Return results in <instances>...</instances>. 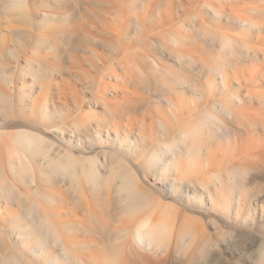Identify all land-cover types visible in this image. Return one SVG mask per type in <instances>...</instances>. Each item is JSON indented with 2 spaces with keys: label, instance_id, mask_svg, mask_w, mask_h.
Returning <instances> with one entry per match:
<instances>
[{
  "label": "bare ground",
  "instance_id": "1",
  "mask_svg": "<svg viewBox=\"0 0 264 264\" xmlns=\"http://www.w3.org/2000/svg\"><path fill=\"white\" fill-rule=\"evenodd\" d=\"M186 1L194 6L193 14L199 26H204L203 23L208 17H206V14H210L215 20L220 17L228 20L234 29L238 27L234 21L238 22L243 26L244 34L231 35L228 33L229 28L227 26H220L216 23L217 32H213L210 39L194 35L187 26H185V35L180 34V31L175 28V24L172 23L174 19L172 14L179 7L185 6V0H0V20L3 19L0 21V80L5 81L8 86L11 83L12 87L13 82L10 81L13 77L10 78L12 74L10 75L9 71L11 73L15 72L12 70H15L13 66L17 64L16 67H23L22 71L25 70L27 77H29V74L32 75V84L35 83L34 81H38L39 98L42 100L40 103L37 102L38 100H32L28 105V111L33 114L40 106L38 107L40 113L46 114V110L48 112L49 109H52L50 104L55 105L51 101L56 94L59 102L66 106L65 109L71 117L69 111L72 107H82L80 103L82 101L76 92L82 90V87L77 90V85L83 86V83H93L95 90L100 91L95 101H100L101 104L106 101L110 110V114L104 117L78 114L76 117L69 118L66 122H64V119L68 117L67 114L58 113L60 122L57 124L50 121L49 117H41L39 123L41 122L44 125L42 130L36 126L35 122L29 120L27 128H24L25 130L20 126L22 131L13 134L11 138L13 146L9 147V150L12 155L24 159V169L32 172L31 163L35 164L39 160L40 162L37 161V163L47 165L44 167L48 171L44 172L50 174L49 166H51V171L58 173V176H61L63 181L65 180L69 184H67L68 187L70 185V188L75 187V189L73 188L75 192L79 193V190L83 188L79 195L71 197L76 202H81L79 203L80 206H82V198H85L84 190L89 189V186L97 189L102 187V190H99L107 192L109 188H105L103 184L110 181L114 182L113 185L116 191L121 193V197L123 196L122 210L126 213L132 212L133 216L139 214V217H136L133 229L130 231L135 243L142 242L139 245L137 244L138 248H142L143 243H145L147 248L152 244L154 248L155 244V247L159 250L158 247L163 244L162 239L172 232L171 229L176 217L175 212L165 209L160 203L155 202L153 190H149L145 187V184H142L144 183L143 174H148L150 168H156L159 173L164 175L172 188L173 194L177 193L181 186L179 183L184 180L188 184L193 183L197 190L205 189L210 200L209 212L214 216L223 213L221 218L218 219L222 222V227L231 228V226H235L230 224L225 217L226 214L231 215L232 213L235 214V224H247L252 217L250 214L257 209L254 204H258L261 208L259 222L253 220L252 225L248 226L249 229L247 228V230H249L248 234L251 242L252 239H255V243H257V251L253 254V258L256 259L258 264H264V90H260V94L252 90L250 96H246L238 102L239 104L240 102L242 104V101L247 102L249 108L252 109L250 116L240 113L241 111L239 112L236 104L224 105L223 109L220 108V111L215 110L214 113L207 111L215 121L213 128H211L214 133L209 132L213 136H209L208 133L205 134L203 122L199 120L200 125L198 127L195 125V127H188L180 131L183 139H185L182 141V145L171 139L165 141L164 145L159 146L158 151L154 148V145H149L152 143L149 142L152 132L154 130L158 132L164 130L166 124L164 117L167 120L170 119L167 109L174 118L180 119L183 113L182 106H185L180 103L179 95L183 96L189 93L191 102H194V104L196 102L200 103L206 101L208 98L207 92L213 89L211 86L214 77L219 75L221 82H224V73L227 70V65L224 64L235 68L240 66L243 61L248 62L247 65L251 67L252 81L255 84L264 77V0ZM37 12L39 16H44V20H42L45 24H37L36 21H33L32 17H35L34 15ZM12 17L16 19H12ZM70 19H73L74 23L71 24ZM61 20H66L70 24L62 25ZM215 20L213 19V22ZM57 21H60L61 24L57 25ZM6 28H11L12 31H9V29V32H7ZM10 39H13V42L8 44ZM158 42L164 47H170L172 51L174 50L176 54L174 58L182 59L183 62L193 64L196 68L201 67L202 50L214 54L216 57L212 54L207 57L208 60L211 59L210 63L207 62V78H210V80L206 79L201 84L199 76L187 75L183 77L178 71L169 72L166 67L168 65L167 61L162 56L163 50L157 45ZM131 46L133 49L130 50ZM29 48L32 50L26 51ZM241 53H245V55ZM238 54L243 56L241 62L236 61V55ZM221 58L224 62L221 61ZM20 60L22 61L21 64ZM33 62L37 63V70L34 69ZM54 71L59 73L58 76L62 77L63 83H57L54 84V87H51V81L55 79L53 76H57ZM80 72L86 75L87 80L82 77ZM92 72H99V75L96 77L91 76ZM149 73L155 74V76L158 75L154 78L155 81L161 86L167 87V90L161 96L153 93L154 83L148 77ZM169 74L173 76L170 82L167 80ZM135 76L141 79L137 81L134 78ZM118 77H122L125 82L123 83L125 93L120 101L113 103L107 101L103 86L108 84L105 81L106 79H118ZM65 88L69 91L66 92ZM61 97L65 99L62 100ZM23 98L20 92L17 95V100H23ZM15 100L12 93L0 91V117L7 115L6 111L8 109L5 103L7 101L11 103L10 112L12 113L14 110L17 112L19 107L14 104ZM95 103L97 104V102ZM12 104L14 105L12 106ZM257 110L259 111L257 112ZM9 115L11 116V114ZM7 124L10 126L9 122ZM210 124L212 125L211 121ZM211 125H209V128ZM51 126H53L52 128L56 127L53 131L54 134L60 133L67 136L63 142L56 138L53 139L50 133L44 129L46 127V129H49L48 127L51 128ZM190 128L191 130L187 131ZM120 130H125L123 133L127 137L132 135L133 131H137L136 141L131 146L143 147L139 151L143 160L138 161L130 157L128 152L130 149L127 148L130 143L128 145L123 144L124 139L122 140V137L125 139L127 137H124V135L121 137ZM103 131L106 132L104 140L101 137ZM109 131L117 133L115 137L119 140V143L110 141ZM188 133H191L194 137H197L199 133L200 137H197V139H200L199 145L196 144L197 139L194 140L192 137L186 139ZM92 136L96 137L94 143L90 139ZM84 137L90 145L93 144L96 147L94 154L87 158L77 156L72 149L73 145H82ZM213 140L215 142L224 141L227 145H212ZM232 143L235 145H232ZM241 143L244 145H239ZM17 147L23 149L24 152L28 151L30 155L27 157L24 152H19ZM6 158H10V156ZM6 158L1 155V164L3 165L7 161V165L13 168L14 161ZM5 172L7 173V171H3L2 175L0 174L1 177L6 175ZM22 174L21 176H23ZM81 176L84 182L81 180ZM52 177L55 178L56 176L52 175ZM79 182L82 184V186L80 184L81 188ZM187 182H184V184ZM74 183L75 186H73ZM84 183L88 185V188ZM2 185L3 189L12 191L13 187L9 183H3ZM106 185L110 189L113 186ZM103 187L107 190L103 191ZM114 189L113 191H115ZM110 192L112 194L111 190ZM59 199L61 202V198ZM109 202L111 201L109 200ZM86 203L84 202V204ZM60 204L62 205V203ZM97 204L99 203L97 202ZM19 206L21 205L19 204ZM74 207L71 205L69 210L60 209V207L59 214L72 217L75 211ZM26 209V212L31 215V222L38 219L37 222L49 230L53 238L60 240L58 243H60L62 254L69 260L73 258L74 261H78L77 255L66 245L63 237L64 232L62 233L59 227L57 228L54 221L47 214L40 215L38 210L34 213L32 211L34 209L28 207ZM82 211L84 212V210ZM85 211L91 215V210L90 212L89 210ZM156 211H159L160 214L158 219L154 216ZM110 212L107 215H110ZM38 213L40 216L36 218L35 215ZM117 217L121 216L118 215ZM110 218L112 219L111 216ZM24 224L26 225V223ZM25 225L22 223L21 228L25 229ZM104 232L106 231L104 230ZM128 232L125 234H128ZM206 233L208 234V232ZM117 234L119 235V233ZM105 235L109 234L106 233ZM199 235L200 233L197 230L192 231L183 228L177 236L179 238L178 242L183 243L179 247H186L188 243L191 245ZM0 238L4 242L1 232ZM193 243L195 244V242ZM209 243L202 242L201 246H196V248L198 247L197 251L195 250L196 253L191 255H196L201 259L208 257L210 247L208 245V248H206L204 244ZM141 244L142 247H140ZM145 246L143 248L147 249ZM161 248L163 249V247ZM110 254L112 255V252ZM115 254H113V257H116ZM11 256L5 263L28 264L24 260L25 258L19 257L16 253ZM81 261L80 259V264Z\"/></svg>",
  "mask_w": 264,
  "mask_h": 264
},
{
  "label": "rangeland",
  "instance_id": "2",
  "mask_svg": "<svg viewBox=\"0 0 264 264\" xmlns=\"http://www.w3.org/2000/svg\"><path fill=\"white\" fill-rule=\"evenodd\" d=\"M184 5L185 6H183L182 8L179 7L174 12V14H172V16L174 17L172 23L175 24L174 26L180 31V34L185 35V28H186L185 26H187L190 28V31L194 35H200V36H203L204 38L210 39L211 36H213V32H217L215 23L220 26H224V27L227 26L229 28L228 33L231 35L237 36V35L244 34V31L242 30L243 26L239 24L238 22L234 21L238 25V27H235L234 29L233 26L228 22V20L221 18V17L215 20V18H213L210 14H206V17L207 16L208 17L205 20V23H203L204 26H199L193 14L194 6L189 4L186 0L184 2ZM34 16L35 17H32V18L34 22L36 21L35 23L37 24L40 23L42 25L45 24V22L43 21L44 20L43 15L39 16V13L37 12L35 13ZM12 19H16V18L12 17ZM213 19L215 20L214 22H213ZM73 21H74L73 19L72 20L70 19L71 24L74 23ZM57 22H58L57 25L61 23L62 25L68 24V23L70 24V22L67 23L66 20H61V23L60 21H57ZM8 30L12 31L11 28H8L7 32H9ZM12 42H13V39H10L8 44H11ZM157 45L163 50L162 56L167 61L168 65L166 67L169 72L178 71L180 74H182L183 77H186L187 75H191L194 77L199 76L201 78V80L199 81L201 84H203L206 79L210 80V78H207L208 77L207 62L210 63L211 59L208 60L209 58L207 57H209L210 54L212 53L210 52L206 53L204 50H202L203 52H201V54H203L202 55L203 60H201L202 62L201 67L196 68L193 64H190L188 62H183L182 59L174 58L176 54L174 53V50L172 51L170 49V47L166 48L159 42L157 43ZM30 49L31 48L27 49L26 51H29ZM131 49H133V47L130 48V50ZM29 54L32 55L31 53ZM241 54L245 55V53H241ZM241 54L236 55L237 62L242 61L243 56ZM212 55L215 56L214 54ZM212 55L211 57H213ZM35 58L36 57H34V59ZM222 59L223 58H221V61ZM36 60L38 59L36 58ZM19 62L20 64L22 63L21 60ZM247 64L249 63L248 62L246 63L243 61L240 66L235 67V68L234 67L231 68L232 66L228 67V64H224V65H227L226 66L227 70L224 73V82H221L220 80L221 78L219 75L218 77L217 76L214 77L213 85L211 86L213 87V89L207 92L208 98L206 99V101H202L200 103L196 102L194 104V102H191L192 100H191V96L189 93H186L187 95L184 94L183 96L179 95L178 99L180 100V103L185 106V107L182 106L183 113L180 116V119L177 120L176 118H174L172 113H170V111L167 109L166 111L168 112L170 119L167 120L166 117H164V121H166V124L164 125V130L162 132H158L157 130H154L149 140V142H152V143L149 145H154V148L157 151H158L159 146L164 145V142L170 139L173 141H176L177 144L182 145V141L185 139H183V135H181L180 131L188 127H195V125L196 127H198L200 125L199 120H202L203 122V124L202 123L201 124L204 125L203 127H205V129L203 128L206 132L205 134L208 133V135L210 136L211 134H209V132L212 131L211 128H213L212 126H214L213 123L215 121L211 118V116L207 113V111L209 113H212V112L214 113L215 110L220 111V108L223 109L224 105L230 106L232 104H236V106H238L237 108L239 112L241 111L240 113L242 114L245 113V115L250 116V113H252V109L249 108L247 102L242 101V104L241 102L240 104L238 102L241 101L244 97L250 96L251 95L250 92H252V90L260 94L259 91L264 90V77L262 78V80L257 81V84H255L252 81L253 79L250 74L251 67L250 65H247ZM14 65L15 66H13V69L15 70H12V71H15V72L11 73V71H9L10 75L12 74L10 78L13 77L12 80L10 81V82H13L12 87H11V83H9L10 84L9 85L10 87H9L5 81L0 80V91H3V92L6 91L7 93H12L13 97L16 99L14 101V104H17L19 107L17 112H15V110L13 111L14 112L13 114V112L12 113L10 112L11 103H9V101L5 102L7 104V109H8L6 111L7 115L6 116L3 115L2 117H0V159H1V155H3V157L5 156V158L10 156V158H6V159H12L14 161V167L10 168L6 163L7 162L6 159H5L6 162L3 165L1 164V160H0V174L2 175L3 171H7V173L5 172L6 175L2 176L3 178L0 175V180H1L0 181V230H1L0 232L2 233L3 239H4L3 240L4 242H2L1 241L2 239L0 238V264H7L5 263V261H7L8 258L12 257L11 255L15 253L21 258L22 257L23 259L25 258L24 260L28 264L29 263L30 264H80V259L82 260L81 264H86V263L87 264H258L256 259L253 258V254H255L257 251L256 249L257 243H255V239H252V242H251V238L248 234L249 230H247V228L249 229L248 226L252 225L253 220H255L256 222H259V218L261 216L259 213L261 212V208L258 204H254L257 209L254 213L252 212L250 214V216L252 217L249 219V222L247 224L245 225L235 224L234 223L235 214L232 213L231 215L226 214L225 217L227 218V220H229L230 224L235 225V226L233 227L231 226V228H228L225 226L222 227L223 224L218 219L221 218V215L223 213H220V215L214 216L209 212L210 211V200L208 197V192L205 189L202 188L200 190H197L193 183L188 184V182L183 179L184 181L182 180L183 182L179 183L181 186L178 189L177 193L173 194L171 190L172 188L170 187L168 180L164 178V175L159 173V170H157L156 168H150L148 174H145V175L143 174L144 183L142 184L143 185L145 184V187L148 188L149 190L151 191L153 190L152 193H153V197L155 198V202L160 203V205L163 208L169 209L175 212L176 217L174 218L175 221L171 229L172 232L166 235L165 238L162 239L163 244L161 246L159 245L160 246L158 247L159 250L157 249V247H155V244H154V248H153V244L152 246H149V248H147L146 247L147 244L145 246V243L143 244L145 248L147 249H144L143 248L144 246L142 247V244H141L140 247H142L143 248L142 249V248H138V245L142 242L135 243L133 241V237L130 232L133 229L135 222H136V217L138 218L139 214H137L138 216L134 214L135 216L134 217L132 212L126 213L125 211L122 210L123 209L122 207L123 196L121 197V193H118L116 191V188L113 185L114 182L110 181L108 183L106 182L103 184L105 188H109L107 190L103 187V191L107 190V192L105 191L106 193L101 191L102 187H99V189L101 190L94 188V187H92L94 188L92 190L90 186H89V189L87 190L84 188L85 196L83 193L82 194L85 198H82L81 196L83 200L81 199L82 206H80L79 203L81 202L78 203V201L76 202L75 199L71 197L79 195L80 191L83 190V188L80 187V184H81L80 182L83 179L82 176H81V180L79 179L80 182L78 183L81 189L79 190L78 188L79 193H77L74 190L75 187L70 188L71 185L68 187L69 184L65 180L63 181L62 177L58 176V173L56 174L55 171L54 173L53 171H51V166H49L50 174H48V172H44V171H48L46 167H44L47 165L43 163H39L40 162L39 160H37L39 161L38 163L37 161L35 164L31 163L32 164L31 166L33 168L32 170L33 173L28 169H24L23 168L25 166L24 159L12 155L10 153L9 147L13 146L12 139H11L13 137V134L16 132L22 131L20 130L21 127L22 129L27 128L29 120L35 122L36 126H38L40 130H42L44 125H42L41 122L39 123V120L41 117L42 118L49 117L50 121H53L54 123L57 124L60 122L58 113H65V115L67 114L68 117L64 119V122H66L67 120H69V118L76 117L78 114L79 115L86 114L87 116L89 115V116H94V117H104L110 114V110L107 107L106 101L104 104H101L100 101L99 102L95 101L97 100L96 98L100 93V91L95 90L94 88L95 85L93 83H88V84L83 83V86L77 85L78 87L77 90H79V87L80 88L82 87V90H79L76 92L77 96L78 95L80 96L78 97L82 101L80 102L82 107L80 108L72 107L71 110L69 111L71 113V117L68 115V112L65 109L66 106H63V104L59 102L58 98L56 97L57 96L56 94L52 97L53 99L51 101L55 105L50 104L52 109H49L48 112L46 110V114L44 113L43 115L40 113V111L38 110V107L40 106H38L37 110L32 114L30 113V111H28L29 110L28 105H30V102L32 100H36V101L38 100L37 102L40 103L42 100L39 98L38 81L37 82L34 81L35 83L32 84L31 83L32 75L29 74V77H27L24 72L25 70L22 71L23 67L20 68V67H16L17 64H14ZM33 65L35 67L34 69L37 70L38 68L37 63L33 62ZM80 73L82 74V77L87 80L86 75L82 72ZM55 75L57 76H53V77L57 79L56 80L54 79L55 81L54 80L51 81L53 85V86L51 85V87H54L55 86L54 84L63 83L62 77L58 76L59 73L55 72ZM98 75H99V72H92L91 74V76H95V77ZM156 76L158 77V75ZM156 76L155 74H152V73L148 74V77L154 83L153 93L155 95L161 96L162 94L165 93V91L167 90V87L161 86L160 84H158L154 79ZM134 78L137 81L141 79V78L139 79V77L137 76H135ZM172 79H173V76L169 74L167 80L170 82ZM105 81L108 82L106 86H103L107 101H110L113 103L116 101H120L121 97L125 93V89L123 85V83L125 82L123 78L118 77V79L117 78L106 79ZM155 85L157 86L155 87ZM22 87L23 89H21ZM20 89L24 92H22ZM66 89L67 88H65L66 92L69 91V89L67 90ZM85 89H88V90H85ZM20 92L24 98L23 100L21 99L18 101L17 95H19ZM61 98L62 100L65 99L63 97ZM94 101L97 102V104ZM14 104H12V106ZM258 111L259 110H257V112ZM9 114H11L12 117ZM18 119L19 121H17ZM20 119L23 121L22 123L20 122L21 121ZM24 120H26L25 125H24ZM6 121L9 122L10 126H8L7 124L8 122ZM210 121L212 122V125L210 124ZM209 125H211L210 128H209ZM4 126H8V127H4ZM52 127L53 126H51V128L48 127L49 129H46L47 128L46 127L44 129L48 133H50V136L53 139L56 138L60 142L61 141L63 142L64 138H66L67 136H64L63 134H60V133L54 134L53 131L55 130L56 127L55 128H52ZM208 129L209 131H207ZM2 130H5V131H2ZM190 130L191 128L187 131H190ZM109 132H110L109 133L110 141L113 143L115 142L119 143L118 142L119 140L116 139L115 137L117 133L112 132V131H109ZM123 132H125V130H120L119 132L121 137L124 135ZM132 133H133L132 134L133 136L128 135L127 137L124 135V137H127L126 139L122 137V140L124 139L123 144L128 145L130 143V146L127 147L128 150L130 149L128 151L130 154V157L132 159L141 161L143 159L139 151L142 150L143 147L139 145L138 146L140 148L135 147V145L131 146V144L136 141L135 137L137 135V131L135 130ZM199 133L197 134V137H200ZM213 133L214 132L212 131V134ZM101 137L103 140L106 138L105 131L101 133ZM191 137L194 140L197 139V137L192 136L191 133H188L186 139L188 138L190 139ZM95 138H96L95 136H92L90 138L93 143L95 141ZM199 142H200V139H197L196 144L199 145ZM81 144L82 145L72 146L73 152L77 156H81V157L85 156L87 158V157L92 156L94 152L96 151V147L92 143H91L92 145H90V143L86 141L85 137L82 139ZM87 145H89L90 147ZM212 145H227V143H224V141L222 142L214 141ZM232 145H235V144L232 143ZM239 145H244V144L241 143ZM102 146H105V145H102ZM108 146H111V145H108ZM17 150L22 153L24 152V150L21 149L20 147L19 148L17 147ZM24 153L27 157L28 155H30L28 151ZM21 174L23 176H21ZM52 175L56 176L57 178L52 177ZM29 177L31 180L29 179ZM43 177H46V178H43ZM82 181L84 182V180ZM184 182H187L185 183L186 185L184 184ZM3 183L4 184L9 183L13 187L12 191L10 192L7 189L5 190V188L3 189L2 188ZM84 184L86 185V183ZM106 184H109L110 186L113 185L112 187L115 188V189L113 188L115 191H113L112 187L111 189L110 187H107ZM73 186H75V183ZM86 186L85 187L88 188V185ZM67 188H70V189H67ZM110 190L112 191V194H110L111 193ZM73 192L75 194H72ZM103 195H105L106 197H104ZM112 195L115 197H113ZM14 197H15V200H14ZM103 197L105 198V200L103 199ZM59 198H61V200L65 202L64 203L62 201L60 202ZM106 199L108 200L106 201ZM109 200L113 203L111 204ZM84 202L85 203L87 202L88 204L87 203L84 204ZM97 202L99 204H97ZM60 203H62V205ZM19 204L21 206H19ZM71 205L72 207L75 206L74 207L75 211L73 212L72 217L69 215H65V214H63V216L59 214L60 209L65 208V210H69ZM84 206L86 209L84 208ZM111 206L113 207V210ZM27 207L34 209L32 210L33 212L34 211L37 212L38 210L40 215L47 214L54 221V223L57 225V228L59 227V230H61L62 233L64 232L63 237L66 241V245L68 246V248L72 250L73 253L77 255L78 261H74L73 258L72 259L70 258L69 260V258H67L66 256L62 254L60 250V246H59L60 243H58L60 240L57 238H53V236L50 234V231L45 229L41 224L37 222L38 219L37 221L35 220L36 223H34L35 221L31 222V217H30L31 215L26 212ZM82 210H84V212ZM85 210H89V212L91 210L92 211L91 215ZM110 211L113 213H111ZM121 211L123 214L121 213ZM109 212H110V215H107L109 214ZM39 213L36 215L34 214L36 218L40 216ZM118 215L121 217H117ZM110 216L112 217V219L110 218ZM154 216H156V219L160 218L159 211H156L154 213ZM185 218L186 220L183 221V219ZM22 223L23 225H25L24 223H26L25 229L21 228ZM97 223H100V224H97ZM29 226L32 228H30ZM122 228H124V230H122ZM183 228L185 229L187 228L192 231L197 230V232L200 233V235L198 236V238H196L193 241L195 242V244L193 242L191 245L190 243H188L186 247L181 246L182 247L181 248L179 246L180 244L183 245V243H181L180 241L178 242L179 238L177 236L180 232H182ZM104 230L106 232H104ZM118 230H122L120 231L121 233ZM127 232L128 234H125ZM206 232H208V234ZM21 233H24V234H21ZM106 233L109 235H105ZM117 233H119V235ZM200 237L201 239H199ZM202 242L203 243L210 242L209 244H204L206 248H208V245L210 247L209 250L207 249L209 251L208 257L206 256L205 258L201 259L200 257L196 255L192 256L191 254H195L197 251L196 249H198V247L196 248V246L198 245L201 246ZM150 247H152L153 250ZM161 247H163V249ZM114 250L118 251L119 253ZM111 252H112V255L110 254ZM189 253L191 257L189 256ZM113 254H115L116 257H113ZM112 257L115 259H113ZM194 257L196 259H193Z\"/></svg>",
  "mask_w": 264,
  "mask_h": 264
}]
</instances>
